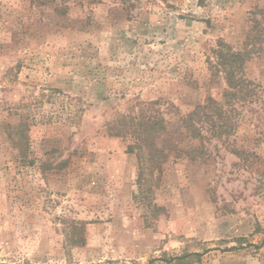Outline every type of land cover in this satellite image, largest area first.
Listing matches in <instances>:
<instances>
[{
  "label": "rangeland",
  "instance_id": "1",
  "mask_svg": "<svg viewBox=\"0 0 264 264\" xmlns=\"http://www.w3.org/2000/svg\"><path fill=\"white\" fill-rule=\"evenodd\" d=\"M0 264H264V0H0Z\"/></svg>",
  "mask_w": 264,
  "mask_h": 264
},
{
  "label": "trees",
  "instance_id": "2",
  "mask_svg": "<svg viewBox=\"0 0 264 264\" xmlns=\"http://www.w3.org/2000/svg\"><path fill=\"white\" fill-rule=\"evenodd\" d=\"M219 45H220V48L218 49L217 53H218L219 58L221 59L220 64L223 65L224 72L226 74L227 83L229 84L230 87L236 88V87H238V85L240 83L241 84L243 83V82H241L240 79H238L236 77V71H238V70L242 71L243 70V67H244L246 58L249 55V52L234 51L225 42H220ZM202 108H205V105L197 106L196 109L192 113L188 114L187 117L183 120L187 127L195 129L194 133L197 130V134H195V135H198L200 137H202V135H201V132L199 131L200 129L197 128V126H196L195 120H196V116H198L199 114H202V112H201ZM124 118L126 119L127 117H124ZM124 118H123V120H124ZM136 119H137L136 116L131 118V120H136ZM137 125L138 126L135 128V130H133V133L136 134L137 140L139 142L141 140L148 141L149 144L137 143L134 146L135 147L137 146L139 148L146 147V148H148V154L150 156H154L156 153V150L159 151V149H157L156 145H154V142L152 140L154 137L153 134L157 130L164 131L166 129V121H165L164 117H162V116L153 117V118L152 117H142L138 121ZM124 131H125L124 128H119L117 130L116 134L122 135L125 133ZM132 148H133V145L130 146V149H132ZM83 242H84L83 237L79 238L77 240L76 239L73 240V243L80 244Z\"/></svg>",
  "mask_w": 264,
  "mask_h": 264
}]
</instances>
